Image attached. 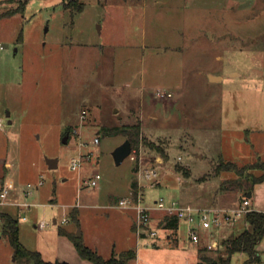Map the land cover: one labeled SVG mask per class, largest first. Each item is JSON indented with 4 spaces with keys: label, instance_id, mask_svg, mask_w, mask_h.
<instances>
[{
    "label": "rangeland",
    "instance_id": "1",
    "mask_svg": "<svg viewBox=\"0 0 264 264\" xmlns=\"http://www.w3.org/2000/svg\"><path fill=\"white\" fill-rule=\"evenodd\" d=\"M77 1L80 11L64 0H0V188L10 187L0 210L18 220L19 241L46 260L76 253L59 227L79 230L105 257L113 243L127 245L131 215L116 204L130 196L134 179L148 202L230 205L241 193H217L234 173H217L216 164L264 160V0ZM206 71L224 79L209 83ZM132 124L139 144L118 164L113 150L128 137L108 130ZM152 166L158 175L146 179L141 171ZM249 198L264 209V181ZM156 239H138V264L224 255L198 252L182 222ZM247 258L236 252L229 264ZM0 264H32L14 257L1 220ZM250 264H264V233Z\"/></svg>",
    "mask_w": 264,
    "mask_h": 264
},
{
    "label": "trees",
    "instance_id": "2",
    "mask_svg": "<svg viewBox=\"0 0 264 264\" xmlns=\"http://www.w3.org/2000/svg\"><path fill=\"white\" fill-rule=\"evenodd\" d=\"M24 2H20L22 7ZM64 7H70L77 11L82 9V3L77 0H64ZM110 133L123 132L127 135L131 149H134L139 144V126L123 125L121 127H113L108 130ZM157 153L163 157H167L166 151L163 147L155 145L152 142L147 143ZM178 170L181 167L177 166ZM232 171L233 177L225 178L220 182L218 192H240L241 198L246 196L248 192H252L254 185L264 181V160L258 159L252 163L238 165L233 161L220 160L215 166V172ZM185 173L187 171L185 170ZM133 194L138 189L137 180L134 179L131 183ZM70 219L76 224H79L77 215V209L74 207L69 211ZM247 226H242L237 231H231L228 236L221 241V247L212 249L217 252H221L223 256H213L200 254L196 264H229L233 253L242 252L245 253L248 258L243 264H250L256 256V244L260 240L264 233V209H253L249 211L245 216ZM0 220L2 221L3 229L8 234L9 242L14 250V257L19 261H24L32 264H70L65 260H45L40 251L27 249L20 241L18 236V220L12 217L8 212L0 210ZM164 227L176 228L178 220L175 217L165 216L163 218ZM58 232L62 235H66L78 255L91 262V264H133L136 258V251L133 248L123 249L119 252H113L110 256L104 257L98 253L95 249L86 245L82 239L81 234L77 235L75 231H67L63 227L58 228ZM210 251L209 249L200 246L198 252Z\"/></svg>",
    "mask_w": 264,
    "mask_h": 264
},
{
    "label": "built area",
    "instance_id": "3",
    "mask_svg": "<svg viewBox=\"0 0 264 264\" xmlns=\"http://www.w3.org/2000/svg\"><path fill=\"white\" fill-rule=\"evenodd\" d=\"M164 90H157V95H164ZM168 95H171L168 92ZM82 116H84L82 114ZM1 126V122H0ZM98 137L94 138V142H98ZM82 155L71 158V168L77 170L82 163ZM146 179L157 177L158 171L155 166L145 167L141 171ZM100 178L99 172H96L89 181L91 186L97 184ZM42 182L40 181L39 184ZM8 188L1 186L0 203H4L8 195ZM116 206L134 211V232L136 237L147 238L150 240L158 236V223L162 222L165 216L175 217L178 221L188 224V237L192 244L203 246L209 250L221 247L222 239L226 238L230 230L238 224L247 226L245 221L246 214L255 209L247 196L242 197L233 205H195L182 202L177 198L158 197L152 202H146L143 197L142 188L138 187L135 194L120 198ZM154 212L162 215L155 217ZM200 229H203L201 234Z\"/></svg>",
    "mask_w": 264,
    "mask_h": 264
},
{
    "label": "crops",
    "instance_id": "4",
    "mask_svg": "<svg viewBox=\"0 0 264 264\" xmlns=\"http://www.w3.org/2000/svg\"><path fill=\"white\" fill-rule=\"evenodd\" d=\"M231 74H238V72H233V73H231ZM205 75L207 76V82H209V83H220V82H222V80L224 79V75L222 74V73H220V72H211V71H206L205 72ZM161 160V158L159 157V158H157V160ZM4 163H6V160L4 161ZM5 176H6V174L4 175V178L3 179H1V183L3 182L4 183V180H5ZM2 186H5L4 184L2 185ZM11 186V185H10ZM255 186H256V184L254 185V188H255ZM5 187H7V186H5ZM8 188V190H10L9 188L10 187H7ZM131 194H133V191L131 190V192H130V195ZM239 200V199H238ZM237 200V201H238ZM236 201V202H237ZM146 202H148V201H146ZM235 202V203H236ZM234 203V204H235ZM215 205H229V204H221V203H215ZM230 205H233V203L232 204H230ZM76 206V205H75ZM77 207H79V206H77ZM121 209H123V213H124V216L126 215L127 217H128V215H129V213H130V215H131V222H130V224L129 225H127L126 224V231H125V238H126V240L128 239L129 240V242L127 243V245H125L124 247H121L120 245H119V247H116V244H114L113 243V245H112V247H110L111 249V254L113 253V252H119V251H121V250H123V249H127V248H133V249H135V251H136V258H135V260H134V262H133V264H138V238L136 237V235H135V232H134V226H133V221H134V211L133 210H131V209H125V208H121ZM157 212H154V216H155V214H156ZM77 215H79V208L77 209ZM125 216V217H126ZM156 217V216H155ZM157 218V217H156ZM57 219L56 218H54V222L56 221ZM184 223L186 226H187V228H188V231H189V226H188V224L187 223H185V222H183V221H178V223H177V227L176 228H168V227H164V222H163V220H162V222H160V223H158V226H159V228L160 229H163L164 230V232H166V234H167V236L169 237V236H172V234L173 233H175L176 232V230L178 229V226H179V224L180 223ZM63 228H65V227H63ZM67 231H70L68 228H65ZM159 229V230H160ZM74 231H75V228H74ZM81 234V236H82V233H80ZM62 235V234H61ZM62 236H64V237H66L67 239H69L66 235H62ZM82 239H83V237H82ZM130 239H131V244H130ZM70 240V239H69ZM65 241V240H64ZM83 241H84V239H83ZM153 243H157L156 241H157V239L155 238V239H153V240H151ZM66 243V245H68V247H70L69 246V244H68V242H65ZM70 243L72 244V242L70 241ZM84 243L86 244V245H88V246H90L91 248H93V249H96V247L94 246V245H91L90 243H87L86 241H84ZM196 246V245H195ZM72 247H73V249L75 250V252L76 253H74L73 252V250H72V253H71V256L70 257H61V259H55V260H65V261H67V262H69L70 264H91V262L90 261H88V260H86V259H83V258H81L79 255H78V253H77V251H76V249L74 248V245L72 244ZM97 250V249H96ZM117 250H119V251H117ZM41 253V255H42V252H40ZM102 255V254H101ZM65 256V255H64ZM43 257V256H42ZM105 257V256H104ZM46 260V259H45ZM48 261H54V260H48ZM196 264V263H195Z\"/></svg>",
    "mask_w": 264,
    "mask_h": 264
},
{
    "label": "water",
    "instance_id": "5",
    "mask_svg": "<svg viewBox=\"0 0 264 264\" xmlns=\"http://www.w3.org/2000/svg\"><path fill=\"white\" fill-rule=\"evenodd\" d=\"M7 115H9V112H7ZM67 137L68 133L63 136L62 142L66 143L67 142ZM131 153V143L129 139H125L124 142L119 144L114 150H113V156L116 161V163H121L122 160L130 155ZM47 164L50 168L56 167L57 166V159L55 158H47ZM247 197L251 196V192H248L246 194ZM77 235H80L79 230L76 232Z\"/></svg>",
    "mask_w": 264,
    "mask_h": 264
}]
</instances>
